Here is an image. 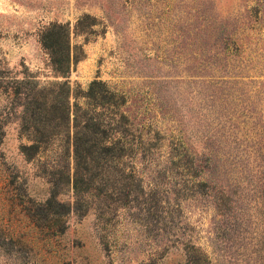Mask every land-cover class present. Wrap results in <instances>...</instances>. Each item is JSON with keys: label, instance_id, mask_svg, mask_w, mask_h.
<instances>
[{"label": "rangeland", "instance_id": "rangeland-1", "mask_svg": "<svg viewBox=\"0 0 264 264\" xmlns=\"http://www.w3.org/2000/svg\"><path fill=\"white\" fill-rule=\"evenodd\" d=\"M94 80L120 104L86 97ZM69 91L123 148L91 162L81 195ZM192 257L264 264V0H0V264Z\"/></svg>", "mask_w": 264, "mask_h": 264}, {"label": "trees", "instance_id": "trees-1", "mask_svg": "<svg viewBox=\"0 0 264 264\" xmlns=\"http://www.w3.org/2000/svg\"><path fill=\"white\" fill-rule=\"evenodd\" d=\"M58 34L60 33L55 30V25L50 27L44 36V38L46 37V41L44 39V46L50 50L49 52L54 69L59 74L66 77L68 76V73L71 69L70 45L67 44V47L61 46L62 42L60 41V35L58 37ZM51 37L53 40L48 39L47 41V38ZM12 90L13 88L8 90L7 94L10 96L12 94H18L19 96L26 95L27 100L24 107H27V103L39 100V95L35 94L33 91L25 92L19 87H17L14 91ZM104 92L109 93L108 89L106 88V84L102 81L94 80L90 84V88L86 97L97 100L99 94H101L103 100L97 105L100 107L104 106V104H120L118 101H114L115 96L113 93H111V98L108 99V97L104 95ZM42 96L43 101H39V103H41L43 106L49 105L48 97L46 95L45 97L44 95ZM97 102L99 101L97 100ZM64 109L66 112L65 118H67L69 123L73 120V126L75 129L73 138L75 169L73 175L69 176V182H71L74 193L76 195H81L90 191L96 185V179L94 177H89L87 173H85V171L89 169L91 162H98L100 157H102V153L115 154L117 150L122 151L123 148L121 149L114 146L116 143L120 142V139L110 140L106 139L104 136L97 135L103 131L101 129L102 123L97 122L93 116L87 118L86 115L80 111L81 108L78 103H74V108L72 109L70 91L69 94H67V100ZM24 111L26 113V110ZM89 132H91L92 135H89ZM27 148L35 149L37 155H39L41 150V146L37 143V141L26 147V149ZM24 154L28 159L32 157V154L27 153L25 150ZM220 198L224 199V195H222ZM47 201L51 202L50 199ZM190 262L192 264H198V262L195 261V258L193 259V257L190 259ZM202 263L210 264L207 259H203Z\"/></svg>", "mask_w": 264, "mask_h": 264}]
</instances>
